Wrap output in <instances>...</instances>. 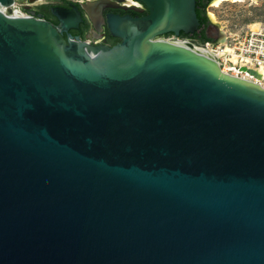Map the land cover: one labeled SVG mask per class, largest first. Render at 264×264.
Wrapping results in <instances>:
<instances>
[{"label":"water","instance_id":"95a60500","mask_svg":"<svg viewBox=\"0 0 264 264\" xmlns=\"http://www.w3.org/2000/svg\"><path fill=\"white\" fill-rule=\"evenodd\" d=\"M140 1L112 46L0 9V264H264V86L165 39L195 0Z\"/></svg>","mask_w":264,"mask_h":264},{"label":"flooded vegetation","instance_id":"af4514ba","mask_svg":"<svg viewBox=\"0 0 264 264\" xmlns=\"http://www.w3.org/2000/svg\"><path fill=\"white\" fill-rule=\"evenodd\" d=\"M20 2L22 11L51 22L60 30L62 29L61 34L64 37L70 33L74 39L109 46L117 44L121 39L111 34L107 22L108 15L143 16L148 13V8L140 0H20ZM212 3L213 0H195V4L204 9ZM73 5L76 6L80 15V19L76 21L70 16L61 20L53 11L55 7L72 9ZM69 23L76 25L68 27ZM212 26L216 29L215 24ZM209 30L208 24L203 30L198 27L190 35L196 36L199 40L207 38V41H212L213 34H210ZM170 34L171 32H166L163 36ZM178 35L186 34L180 30Z\"/></svg>","mask_w":264,"mask_h":264},{"label":"built area","instance_id":"2783aa9c","mask_svg":"<svg viewBox=\"0 0 264 264\" xmlns=\"http://www.w3.org/2000/svg\"><path fill=\"white\" fill-rule=\"evenodd\" d=\"M20 12L22 16L31 15L21 9ZM168 37L186 39L190 42L210 46L214 51V60L221 71L241 77L250 76L247 79L260 84V81L254 80V75L247 70L249 68L264 70V26L260 23L257 26L248 25L243 33L226 35L223 41L199 40L190 34L174 35L171 33L166 38Z\"/></svg>","mask_w":264,"mask_h":264},{"label":"rangeland","instance_id":"374dc122","mask_svg":"<svg viewBox=\"0 0 264 264\" xmlns=\"http://www.w3.org/2000/svg\"><path fill=\"white\" fill-rule=\"evenodd\" d=\"M20 0L15 5L20 10ZM209 19L212 41H221L226 35L243 33L248 25L260 23L264 26V0H222L217 5H209L205 9ZM208 11H212L214 19H211ZM216 25V29L212 26ZM219 32L222 35H219Z\"/></svg>","mask_w":264,"mask_h":264},{"label":"bare ground","instance_id":"6f19581e","mask_svg":"<svg viewBox=\"0 0 264 264\" xmlns=\"http://www.w3.org/2000/svg\"><path fill=\"white\" fill-rule=\"evenodd\" d=\"M220 1H222V0H213L212 5H217ZM232 1H241V0H232ZM15 6L16 5H15V2H14L12 4V6H10V7H1L0 9H1V11L8 12L11 15H15V16L22 15L20 10L18 8H16ZM208 14H209L211 19H214V14H213L212 11H208ZM257 25H258L257 22L253 23V26H257ZM164 37H165V39L172 40V41H174L177 44L187 46V47L192 48V49H194L196 51L207 52L214 59V51H213V49L210 46H204L203 44H199V43H196V42H190L189 40L176 38V37H168V38H166L167 36H164ZM221 41H223V40L221 39ZM254 70L257 72V74L254 75L253 79L254 80L258 79L260 81V84L264 86V70L261 69V68L254 69ZM244 77L248 78L250 76H244Z\"/></svg>","mask_w":264,"mask_h":264},{"label":"trees","instance_id":"16d2710c","mask_svg":"<svg viewBox=\"0 0 264 264\" xmlns=\"http://www.w3.org/2000/svg\"><path fill=\"white\" fill-rule=\"evenodd\" d=\"M195 12H196V16L199 20V27L203 30L205 28L206 25L210 24L209 19L206 15V11L204 8H199L196 4H195ZM204 41H207V38H203Z\"/></svg>","mask_w":264,"mask_h":264}]
</instances>
